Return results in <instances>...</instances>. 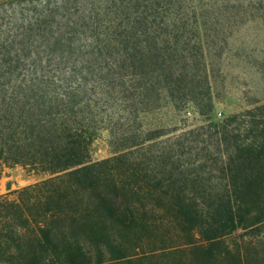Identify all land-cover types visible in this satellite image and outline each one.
<instances>
[{
    "label": "trees",
    "instance_id": "trees-1",
    "mask_svg": "<svg viewBox=\"0 0 264 264\" xmlns=\"http://www.w3.org/2000/svg\"><path fill=\"white\" fill-rule=\"evenodd\" d=\"M202 5L0 0V169L46 174L0 193V264H264V102L211 119ZM187 105L201 124L151 121Z\"/></svg>",
    "mask_w": 264,
    "mask_h": 264
},
{
    "label": "rangeland",
    "instance_id": "rangeland-1",
    "mask_svg": "<svg viewBox=\"0 0 264 264\" xmlns=\"http://www.w3.org/2000/svg\"><path fill=\"white\" fill-rule=\"evenodd\" d=\"M199 0L202 11L220 9L216 23L209 36L228 41L219 58L213 60L211 72L212 110L211 119L243 110L264 102V35L260 19L254 9L256 0ZM204 2H210V7ZM253 5V8L250 6ZM210 8V9H209ZM207 22L210 20L208 19ZM154 123L170 127L191 128L201 124L202 117L187 105L176 112L170 107H162L150 117ZM180 130V129H178ZM106 128L98 130L90 144V157L99 160L111 156L113 151L108 143ZM197 146H200L198 144ZM190 156V155H189ZM188 156V157H189ZM210 156H214L213 153ZM214 178L218 171L209 172ZM213 175V176H212ZM46 174L28 169L21 164L3 165L0 169V193L8 194L14 189L32 183ZM9 193L8 195L11 196ZM243 229L236 228L229 238L239 236Z\"/></svg>",
    "mask_w": 264,
    "mask_h": 264
}]
</instances>
